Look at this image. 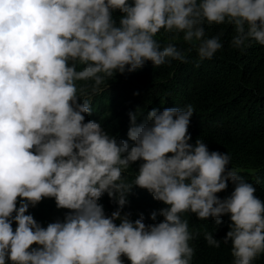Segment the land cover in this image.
<instances>
[{"label":"clouds","instance_id":"9594fccd","mask_svg":"<svg viewBox=\"0 0 264 264\" xmlns=\"http://www.w3.org/2000/svg\"><path fill=\"white\" fill-rule=\"evenodd\" d=\"M224 23L231 47L264 46V0H0V264H193L201 235L230 243L231 264L264 254V200L230 154L191 143L192 105L152 108L139 123L130 111L127 139L86 119L108 78L187 62L155 39L161 29L204 60L223 47L206 25ZM133 188L162 203L154 223L124 210ZM45 199L65 210L46 226L30 212ZM184 213L217 226L228 216L229 230L222 240L190 231Z\"/></svg>","mask_w":264,"mask_h":264},{"label":"trees","instance_id":"16d2710c","mask_svg":"<svg viewBox=\"0 0 264 264\" xmlns=\"http://www.w3.org/2000/svg\"><path fill=\"white\" fill-rule=\"evenodd\" d=\"M221 32L222 49L213 58L201 60L192 45L183 40V33L170 40V34L161 29L155 39L162 47L168 43L175 44L185 52L187 62L173 60L159 67L147 62L136 72L117 73L108 78L111 81L109 90L92 97L94 113L86 119L100 122L103 126L114 112L122 116L128 125L130 111H136L139 123L152 108H185L190 104L194 109L188 129L191 143L198 138L204 140L210 151L230 154V167L252 183L256 188L255 195L264 200V46L253 43L244 50L233 48L230 45L233 35L231 25H206L209 38ZM79 67L82 66H78V70ZM101 96L104 98L101 99ZM103 104L110 114L102 109ZM112 134L127 139V135H121L119 131ZM136 169L137 165H132L124 172L127 183L132 182ZM232 190L233 185L229 182L228 189L217 195L224 198ZM127 198L129 203L124 210L132 213V219L139 218V214L143 213L146 224L154 223L150 219L151 212L163 207L146 190L139 188H133ZM100 203L104 205L106 214L110 215L115 210L116 205L107 194ZM64 211L57 210L51 199H45L36 208L30 209L35 219L45 226L57 218L62 219ZM183 218L188 220L190 231L200 229L201 232H212L218 240H222L229 230L228 216L222 217L223 223L218 226L214 219L197 220L191 213H184ZM162 219L158 215L155 222ZM190 246L195 248L193 264H231L230 243H221L219 248L210 247L201 235L191 241ZM124 264H129L126 258ZM254 264H264V254Z\"/></svg>","mask_w":264,"mask_h":264},{"label":"rangeland","instance_id":"374dc122","mask_svg":"<svg viewBox=\"0 0 264 264\" xmlns=\"http://www.w3.org/2000/svg\"><path fill=\"white\" fill-rule=\"evenodd\" d=\"M110 82L111 81L109 79H107L105 81V83L109 84V87H110ZM133 83L137 84L136 81H133ZM102 86H103V89H104L103 91L106 92L107 90H109V88H107L106 85H102ZM103 98H104V96H101V99H103ZM102 102H104V100ZM102 109L106 113L109 112V109L106 108L105 104H103ZM100 112H102L101 109H100ZM109 114H110V112H109ZM103 127L110 134L114 133L115 131H119L121 133V135L126 136V130H127V127H129V122H128V125H127V121L125 119H123L122 116L117 115V113L113 112L112 114H110L108 119L104 122ZM117 223H118V221H117Z\"/></svg>","mask_w":264,"mask_h":264}]
</instances>
